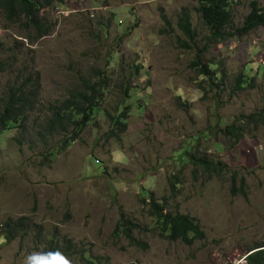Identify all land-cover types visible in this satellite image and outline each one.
<instances>
[{"label":"rangeland","instance_id":"rangeland-1","mask_svg":"<svg viewBox=\"0 0 264 264\" xmlns=\"http://www.w3.org/2000/svg\"><path fill=\"white\" fill-rule=\"evenodd\" d=\"M252 1L264 12V0H228L232 22L218 41L202 23L197 0H58L46 13L54 31L34 45L0 12V61L21 52L23 64L41 77L25 134L13 129L0 136V227L9 220L34 224L9 244L0 234V264L246 263L250 248L264 242V127H244L234 147L224 128L262 107L264 27L236 32ZM185 7L196 30L191 50L178 45V38L185 40L177 28ZM197 57L213 64L216 79L200 77ZM95 70L110 78L99 110L56 155L62 138L45 144L39 137L50 107ZM247 73L253 87L236 89ZM12 78L0 80V102ZM124 110L127 131L115 138L109 116ZM185 151L223 161L226 174L194 177L193 166L180 158ZM52 152L54 162L45 165ZM233 172L245 177L247 198L231 195ZM174 176L181 182L175 194ZM150 192L166 211L196 218L205 239L188 246L159 237L141 202ZM120 212L140 225L134 236L147 250L114 236ZM51 242L60 254L49 249Z\"/></svg>","mask_w":264,"mask_h":264},{"label":"trees","instance_id":"trees-1","mask_svg":"<svg viewBox=\"0 0 264 264\" xmlns=\"http://www.w3.org/2000/svg\"><path fill=\"white\" fill-rule=\"evenodd\" d=\"M58 0H0V12L5 20L11 26H18L22 29L24 39L29 45H34L43 38L49 36L54 31L53 23L46 19L48 9H51ZM198 7L196 11L204 26L210 32L212 38L216 41L224 40V30L232 22V14L229 9L228 0H197ZM167 28L172 30L171 22L162 16ZM259 27H264V12L257 2L252 1L249 4V11L246 14L242 26L236 30L237 33L246 34ZM177 28L182 32L185 40L178 38V45L185 50H191L195 44L196 30L193 25L192 14L189 8H183L177 19ZM229 35L227 34V37ZM12 49H9L11 52ZM17 53L12 57L11 62L0 61V80L4 75L13 77L7 84L4 98L0 102V136L10 130L20 129L23 135L27 128L29 116L39 105L41 92V77L38 71L24 65V60ZM197 57L193 63L195 70L202 78H217L213 64H203ZM21 63V64H20ZM22 65L14 75L9 72L15 65ZM4 66V67H3ZM2 68V71H1ZM6 71H4L5 69ZM4 71V72H3ZM250 72V71H249ZM2 73V74H1ZM23 73V74H22ZM24 75V76H23ZM253 77L247 73L242 80V76L237 79L236 89H243V85L253 87ZM110 86V78L99 70H95L92 77H80L76 87L68 92L66 99L56 101L50 107V115L46 117L39 137L42 143H48L55 137L62 138V145L56 152L61 154L76 140L80 138L87 126H89L100 107V101L105 95V91ZM127 88L125 92H127ZM37 100V101H36ZM127 109V108H126ZM127 110L116 115H110L112 121V134L115 138L127 131ZM244 127L257 129L264 127V95L262 98V107L259 111L243 116L238 125L235 123L224 128V135L236 146L247 133ZM21 135V141L24 136ZM55 152L50 153L44 158L45 165L54 162ZM182 161L193 166L192 173L196 178L203 177L211 180L215 177H221L227 172V166L223 161H214L205 153L182 152L180 155ZM231 195L233 197L243 196L247 198L246 179L238 172L231 173ZM180 178L174 176L170 181V190L177 193V185L180 184ZM144 207H148V215L155 219L158 236L171 242H182L188 246H193L197 241L205 239V233L201 229L197 219L188 214H173L166 211V204L156 198L154 192H150L148 197H142ZM34 224L29 223L27 219H21L17 222L7 221L0 227L2 241L5 244L14 242L21 234L23 236L30 233ZM140 225L136 224L124 212H120L117 227L114 236L123 235L130 246L147 250L148 245L139 241L135 236V231H140ZM70 249L71 243L66 241ZM49 249L60 254L57 251L54 242H51ZM245 264H264V242L256 244L245 256ZM128 264H140L136 262Z\"/></svg>","mask_w":264,"mask_h":264},{"label":"clouds","instance_id":"clouds-1","mask_svg":"<svg viewBox=\"0 0 264 264\" xmlns=\"http://www.w3.org/2000/svg\"><path fill=\"white\" fill-rule=\"evenodd\" d=\"M65 264H70V261H65Z\"/></svg>","mask_w":264,"mask_h":264},{"label":"bare ground","instance_id":"bare-ground-1","mask_svg":"<svg viewBox=\"0 0 264 264\" xmlns=\"http://www.w3.org/2000/svg\"><path fill=\"white\" fill-rule=\"evenodd\" d=\"M3 67H4V66H3ZM4 69H5V68H4ZM1 71H2V68H1ZM4 71H6V69H5ZM4 71H3V72H4ZM1 74H2V73H1ZM22 74H23V73H22ZM23 76H24V75H23ZM36 101H37V100H36Z\"/></svg>","mask_w":264,"mask_h":264},{"label":"built area","instance_id":"built-area-1","mask_svg":"<svg viewBox=\"0 0 264 264\" xmlns=\"http://www.w3.org/2000/svg\"><path fill=\"white\" fill-rule=\"evenodd\" d=\"M246 261V260H245Z\"/></svg>","mask_w":264,"mask_h":264}]
</instances>
